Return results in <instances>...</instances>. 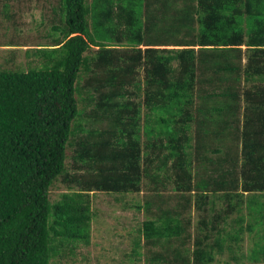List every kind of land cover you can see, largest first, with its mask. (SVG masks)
Wrapping results in <instances>:
<instances>
[{
	"label": "trees",
	"instance_id": "obj_1",
	"mask_svg": "<svg viewBox=\"0 0 264 264\" xmlns=\"http://www.w3.org/2000/svg\"><path fill=\"white\" fill-rule=\"evenodd\" d=\"M44 1L45 43L0 9V264L71 261L94 192L144 194L129 264H264V0Z\"/></svg>",
	"mask_w": 264,
	"mask_h": 264
},
{
	"label": "rangeland",
	"instance_id": "obj_2",
	"mask_svg": "<svg viewBox=\"0 0 264 264\" xmlns=\"http://www.w3.org/2000/svg\"><path fill=\"white\" fill-rule=\"evenodd\" d=\"M49 1L51 3L52 0ZM53 1L57 4L56 0ZM3 2L4 0H0V9ZM8 2L14 6L13 10L16 9L18 3H21L23 7L19 18L22 23L21 30L17 29V31H20L19 40L21 41L25 37L32 40L39 39L40 42L45 43L47 39L43 36L50 32L52 24L58 23L53 19L57 16L53 15L48 4L44 0H19V2L8 0ZM0 23H3L0 25V67L9 69L20 67L26 70L27 60L24 56V49L2 45L5 44L3 42L13 38V28L1 15ZM68 162L69 160L66 163ZM62 191H64V185L61 178H58L50 188V199H58ZM143 195V192L137 195H123L122 201L116 202L114 200L115 195L112 194L102 192L91 194V207L95 212V216L90 223V245L88 247L78 246L75 257L71 261L64 259V255H61V257L51 260L53 264H122L123 262L128 264V261H124V258H122L125 251L124 247L128 245V236L134 233L137 225L146 217L143 210L137 211L135 207L128 205L142 203ZM245 213L243 214L247 221L248 217ZM247 235V232H244V251L251 244V240ZM62 252H64V249H62ZM62 252L61 254H64ZM85 258H88V260L82 262ZM224 258H226V255ZM245 264H249L248 261Z\"/></svg>",
	"mask_w": 264,
	"mask_h": 264
},
{
	"label": "crops",
	"instance_id": "obj_3",
	"mask_svg": "<svg viewBox=\"0 0 264 264\" xmlns=\"http://www.w3.org/2000/svg\"><path fill=\"white\" fill-rule=\"evenodd\" d=\"M122 197H123V196H122ZM130 240H131V236H128V241H127V244H128V245L124 247V250H125L124 253H123L124 256H122V258H124V259H123L124 261H128V259H127V255L130 254V253L132 252V251H131V248H132V247H131V244H130ZM142 250H143V249H142ZM119 251H120V249H119ZM113 262H114V261H113ZM140 263H141V262H140ZM122 264H127V263L123 262ZM128 264H129V262H128ZM141 264H142V263H141ZM178 264H180V263H178Z\"/></svg>",
	"mask_w": 264,
	"mask_h": 264
}]
</instances>
